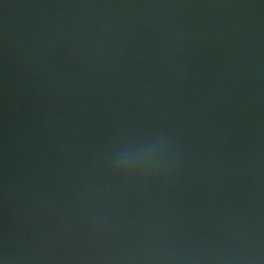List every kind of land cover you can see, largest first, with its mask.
Masks as SVG:
<instances>
[{
    "label": "water",
    "instance_id": "95a60500",
    "mask_svg": "<svg viewBox=\"0 0 264 264\" xmlns=\"http://www.w3.org/2000/svg\"><path fill=\"white\" fill-rule=\"evenodd\" d=\"M0 264H264V0H0Z\"/></svg>",
    "mask_w": 264,
    "mask_h": 264
}]
</instances>
